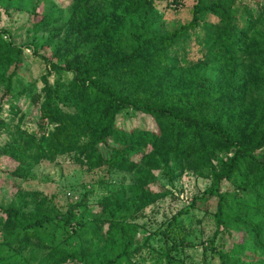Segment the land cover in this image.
<instances>
[{
    "label": "trees",
    "instance_id": "1",
    "mask_svg": "<svg viewBox=\"0 0 264 264\" xmlns=\"http://www.w3.org/2000/svg\"><path fill=\"white\" fill-rule=\"evenodd\" d=\"M89 1L32 7L24 45L0 29V157L16 178L20 168L68 157L87 172L131 173V182L116 187L100 177L96 211L88 204L93 190L61 210L52 197L18 189L0 203V264H140L152 237L131 227L167 194L150 188L156 171L169 181L191 172L210 182L160 230L165 251L157 264H182L171 246L187 244L173 231L209 200L208 244L218 264H264V8L256 14L245 0H195L190 20L164 31L156 0H111L118 19L98 15ZM192 43L196 59L188 57ZM24 48L49 53L40 56L47 70L31 98L38 107L32 131L21 117L13 125L3 116ZM135 114L145 126L117 124ZM233 231L239 241L223 248Z\"/></svg>",
    "mask_w": 264,
    "mask_h": 264
},
{
    "label": "rangeland",
    "instance_id": "2",
    "mask_svg": "<svg viewBox=\"0 0 264 264\" xmlns=\"http://www.w3.org/2000/svg\"><path fill=\"white\" fill-rule=\"evenodd\" d=\"M194 2L195 0H156V7L164 16V31L189 21L190 7ZM245 2L256 14H259L261 7L264 8V0H245ZM49 3L57 5L58 8L67 6V0H0V29L9 30L14 42L24 45L29 38L27 29L31 27L28 11L35 7L37 12H42ZM87 7L102 17L119 18L116 4L111 0H90ZM44 55H49V53L40 50L36 56L30 48L23 49V63L13 78L12 94L4 99L6 101L3 106V116L7 122L14 125L21 117L23 127L28 131L35 129L38 116V107L33 104L31 98L42 88L41 78L47 69L40 56ZM199 56L197 46L192 43L188 54L189 59H196ZM69 77V74H65L63 80ZM53 79L54 76L49 77L51 82ZM1 94L2 89H0V96ZM10 105L14 106V110H19L17 115L10 112ZM117 124L123 129L145 126L143 118L138 114L131 117L118 116ZM148 124L151 127L149 120H146V125ZM4 139V134H1L0 142ZM109 144L113 145L111 142ZM102 156L106 164L114 165L115 158L109 155L108 149H102ZM9 169L7 159L0 157V203L7 205L16 191L21 189L37 191L47 197H52L53 202L61 210L66 209L70 200H78L84 190H93L88 197V204L90 209L96 211L98 210L97 198L104 193V190L96 183L100 177H107L106 181L116 187L120 184L127 185L132 179L131 173L106 166L87 172L84 167L74 164L68 157H59L53 163L42 161L32 169L20 168L17 170L20 176L18 178L12 177ZM154 173L156 180L150 188L154 192H166L167 194L154 206L146 208L143 215L131 227L137 237H142L145 233L152 237L150 244L153 251L144 250L142 252L144 261L140 264L156 263L157 253L165 251V243L159 233L160 230L166 226L173 215L188 206L193 196L201 194L210 184L208 180L199 178L191 172H184L173 181H169L158 171ZM198 206L201 209L181 219V230H177L176 233L173 231L174 241L177 243L183 241L187 246L175 249L171 246L173 242H169L168 246L172 248V256L182 264H218L216 253L208 244L215 229L212 218L215 200L203 201ZM239 238L240 233L237 231H233L231 236L224 235L223 248L231 247L233 243L239 241ZM218 241L219 237L214 243L215 248Z\"/></svg>",
    "mask_w": 264,
    "mask_h": 264
}]
</instances>
